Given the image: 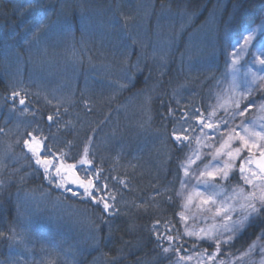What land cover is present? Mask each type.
Listing matches in <instances>:
<instances>
[{
  "label": "trees",
  "instance_id": "obj_1",
  "mask_svg": "<svg viewBox=\"0 0 264 264\" xmlns=\"http://www.w3.org/2000/svg\"><path fill=\"white\" fill-rule=\"evenodd\" d=\"M90 15L103 30L100 45L91 38L84 54L93 56L92 69L100 65V77L91 68L85 72L81 55L72 86L46 92L30 60L38 38L58 23L77 50L87 41L81 27L94 25ZM262 18L264 0H0V264H180L181 256L214 252L215 243L183 234L177 192L188 148L176 145L172 131L192 124L196 131L189 135L198 132L191 115L209 109L226 65L225 40L238 39ZM192 46L199 47L193 55ZM53 74L48 87L61 80ZM17 90L25 94L28 115L4 99ZM61 97L62 107H54ZM186 110L187 123L181 119ZM49 115L56 117L51 126ZM37 126L55 150L67 153V163H77L88 145L92 171L103 170L100 184L107 177L116 196L110 201L116 215L55 190L34 171L16 141ZM226 183L230 190L242 186L239 175ZM70 213L84 223L69 224ZM262 234L264 213L254 214L221 244L215 261L237 259L253 242L263 244ZM168 235L178 239L170 244Z\"/></svg>",
  "mask_w": 264,
  "mask_h": 264
},
{
  "label": "snow or ice",
  "instance_id": "obj_2",
  "mask_svg": "<svg viewBox=\"0 0 264 264\" xmlns=\"http://www.w3.org/2000/svg\"><path fill=\"white\" fill-rule=\"evenodd\" d=\"M243 31L248 32V29L244 28ZM254 34V32H250L248 35L243 36L244 46H247L251 42ZM244 46L241 47V52L244 51ZM239 55L240 52H233L231 54L233 66L238 63ZM253 56L254 63L260 66L259 72H253L251 74V80L246 81L243 89L239 90L238 98L235 97V92L239 86L234 80L232 85L233 95L226 102L227 107L224 104H217L212 106V111L207 116L204 113H199L198 116L191 115V118L195 119L196 124L200 126L201 134L195 137L198 148L192 151V154L187 157L186 162L181 163L184 177L188 178L180 180L181 189L189 187L191 178L196 180V184L191 185V192L186 196L183 208L187 210L194 201H198L199 203L196 206L201 211H214L216 216H222L225 221H231V223H226L223 227L226 232L232 233L233 235L246 227L247 222L254 214L264 213V123L258 124L257 121L246 123L245 121H241L240 124L234 127L231 124L237 116H245L248 108L254 106V102H250L249 105L242 107L243 101L257 90L264 91V75L260 74L264 73V45H261ZM12 97L14 103L15 98L20 97L19 104L25 106V98L20 95V92L14 91ZM233 106L234 110L229 111ZM220 108H223L225 115L214 120L213 117L217 116V110ZM21 110L24 112L28 111L27 107ZM196 111L199 112V109ZM259 111L264 112V104L260 105ZM189 117L190 114L186 110L181 116V119L187 123ZM55 119L56 117L53 115L48 116L49 126H51ZM258 119L264 120V116ZM222 126H227L226 136L222 130ZM204 129H208L209 131L205 132ZM0 131H3V129H0ZM190 131H196L195 126L192 124H188L187 127L182 124L178 128H173L172 139L178 147L183 148L186 145L190 147V141L193 139L189 135ZM217 133L220 136L219 147H215L213 152L207 153L212 159L205 163L203 168H199L198 166L196 170H193L192 165L202 159L200 147H214V144H202L201 142H215ZM21 139L24 148L28 153H31L36 165L43 169L44 178L50 184L62 189L64 192L71 193L72 196L81 199H91L94 204L102 205L104 213L108 216L117 214L118 209L116 205L110 202L115 201L116 196L108 191L107 177L103 178L105 180L103 186L100 184V180L102 179L101 172L103 170L97 169L95 172L92 171V160L89 159L88 145H85L81 158L77 163H67V153L63 150H55L49 143V136L45 135L43 129L39 126L33 128L31 131H26L16 142L20 143ZM245 150L248 152L247 156L242 155ZM222 157H226V159L222 160V163H214V161L221 160ZM237 161H239L240 179L243 180L244 185H247L251 191H246L243 186H238V191L234 189L230 197L221 200L219 197H221L223 189L219 188L216 182L227 181ZM78 164L83 167L78 168ZM80 172L84 174L80 175ZM53 176L56 179H53ZM113 179L119 178L113 177ZM119 183L127 187L124 180H119ZM68 185L74 187H68ZM198 185L200 187H197ZM182 194V192H177L178 196ZM169 199L171 200V197ZM229 200L232 203L227 202ZM237 201L239 203H236ZM137 207H140V205H137ZM237 208L241 210L242 214L238 219L233 220L231 213L236 212ZM178 215H180L182 221L187 220V217L183 213H178ZM156 224H159V221ZM156 224L153 225V231H157ZM170 231V228H166V232ZM0 235L3 234L0 233ZM184 235L195 236L198 240H212L216 244L215 251L207 256L209 261L214 260L216 255L220 253L222 243L227 244L233 238L230 235L226 239L220 240L216 238L215 232L205 231L204 229H201L200 233L186 229ZM156 238L157 240L162 239L158 231ZM167 239L171 244L178 237L168 235ZM193 247H196V245L194 244ZM256 248L257 244L253 242L243 255H250ZM163 251L167 253L170 251V248L164 247ZM205 252L207 253V249H205ZM260 253L261 258L259 264H264V246L260 247ZM239 258L242 259V257ZM180 259H191V257L181 256ZM200 264H203V260L200 261ZM250 264H255V261H250Z\"/></svg>",
  "mask_w": 264,
  "mask_h": 264
},
{
  "label": "rangeland",
  "instance_id": "obj_3",
  "mask_svg": "<svg viewBox=\"0 0 264 264\" xmlns=\"http://www.w3.org/2000/svg\"><path fill=\"white\" fill-rule=\"evenodd\" d=\"M136 8H139V5ZM89 17L92 20H94V25L92 24V26L90 27L89 30L91 31L87 30L85 26H83V28L81 27L82 37L84 36V38L87 39V41L82 40L81 43H77L79 44L78 46H76L78 47L77 50L72 51V49L74 48L73 42L75 41H73L72 37H70L69 34H68V39L64 38V36H61L63 34L59 31L58 23L52 25L50 29L44 31L41 34V36L38 38V41L35 45V48L37 49V51L34 56L32 55L30 57V60L33 62L35 66L34 69L32 70L33 72H35L33 74L34 77L36 76V77L41 78L42 80L48 81V78L54 75L53 72L56 71L57 73L60 74V75H56V77L61 78V80H55L51 82L49 87L46 84V81H43V83L45 84L44 88H46V92L56 87H59L60 85L63 88H65L64 85H67L68 87L72 86V79L74 77H77L81 70L80 69V66L82 64L81 55L87 56L85 59L86 64H84L86 68L85 72L89 71L90 68L92 69L91 59H93V56L89 57L88 55H85L84 52L86 48L84 47H85V44L86 46H90L91 38H94V37L100 45V33L102 32L101 30H103V26L100 23V21L99 22L95 21L97 19H95L93 15L92 16L90 15ZM130 24L131 23H129V25ZM131 25H134V22H132ZM130 29H132L131 31H134L135 26H130ZM86 31H89V33L88 32L86 33ZM250 32H254L255 34L253 35L251 42L247 46H244L243 36L248 35ZM261 45H264V18H262L261 22L257 26L251 29H248V32H244L242 30L240 37L238 39H234V40L226 39L225 40V44H224V54L226 58L225 69L220 79L215 84L214 91L211 93L209 109L207 110L206 114H204L205 116H207L208 113L212 111V106H215L217 104H224L225 107L228 106L226 102H228L229 97L233 95L232 85H233L234 80H235V83L239 86L238 90L235 92V97L238 98L239 90L243 89V87L246 84V81L251 80V74L253 72H259L260 66L254 63L253 54L258 51V48ZM242 46H244V51L241 52ZM193 49H199V47L192 46V49H191L192 55H193ZM233 52H240V55L238 57V63L234 66L232 65V56H231ZM104 61H106L105 58H103V63ZM110 70L106 68V71L111 73L112 76L116 75L117 77H120V73H118L117 71L110 72ZM91 72H92L91 73L92 77L94 76L100 77V65L96 66V69H92ZM260 74L264 75V73H260ZM17 92H20V91L17 90ZM66 92H63L61 95L65 96ZM70 93H72V91H70ZM263 94H264V91L257 90L251 96H249L247 99L243 101L242 107L249 105L250 102H254V106H251L248 108V111L245 116L243 117L237 116L235 121L231 122L233 127L235 125L240 124L241 121H245L246 123H251L252 121H257L258 124L264 123V120L258 119L259 117L264 116V112L259 111L260 105L264 104V97L262 96ZM20 95L25 98L24 96L25 94L23 95L20 93ZM4 99L8 101L9 104H11L12 108L19 109L23 115L25 114L28 115L27 114L28 111L24 112L21 110L24 107H27V109H29L28 108L29 104L26 101V98H25V101H26L25 106H21L19 104L20 97L15 98V103L13 101L12 95H7L4 97ZM62 100H64V98L61 97L57 101V106L55 105L54 107H62L63 105ZM1 101H2V98H1ZM232 110H234V106L229 109V111H232ZM224 115H225V112L223 108H220L217 110V116L213 117V119L214 120L218 119L219 117H222ZM48 123H50L49 120H48ZM197 127H198V132L195 133V135L193 134L191 136L193 139L190 141V147L186 145L188 148V153H187V156L184 162L187 161V157L192 154V151L198 148L195 137L200 136L201 133H200V126L198 124H197ZM222 130L225 132V136H226L227 126H222ZM204 131L208 132L209 130L204 129ZM219 141H220V136L217 133L215 142L214 141H202L201 142L202 144L203 143L214 144V147L213 148H207V147H202V146L200 147V152L202 153V159L198 160L196 164L192 165L193 170H196L198 166L199 168H203V165L212 159V157L210 155H207V153L213 152L215 147H219ZM20 142H21V144L19 143L20 148L23 150V154H24L23 158L26 157V159L32 163L34 171L37 172L38 175H41L43 179H45L43 169L40 168L38 165H36L35 160L33 159L31 153H28L26 149L24 148L23 141H20ZM236 143L238 144V142ZM242 155L247 156L248 152L245 150L242 153ZM223 159H226V157H222L221 160L214 161V163H222ZM77 167L80 168L83 166L78 164ZM79 174L83 175L84 173L80 172ZM197 175H198V171H197ZM232 175H239V179H240L239 161L236 162V166L233 169L231 176ZM53 179H56V177L53 176ZM181 179H188L184 177L182 168H181ZM45 181L47 184L52 186L55 190L60 191L61 193L65 195L68 194L72 196L71 193L64 192L62 189L53 186V184H50L46 179ZM227 181H217L216 182L218 183L219 188L223 189V193L221 197H219V199L221 200H224L226 197H230L234 191V190H230L226 188ZM240 181H242V186L246 189V191H251V189L248 188L247 185H244L243 180L240 179ZM195 184H196V180L194 178H191V183L188 188L181 189V184H179L178 192L183 193L182 195L178 196L180 200V213H183L187 217L186 221H182L179 216V221L181 224V228L183 230V234L185 233L186 229L189 231L197 232V233H200V230L204 229L205 231L215 232L216 238L220 240H224L230 235H232L233 238L237 237V235L240 233L241 230L236 232L234 235L232 233L226 232L223 226L226 223H231V221H225L222 216H216L214 214V211L213 212L201 211L196 206L199 203L198 201H194L193 204L187 210L183 208V204L186 200V196L189 194V192H191V185H195ZM68 187H74V186L68 185ZM197 187H200V186L198 185ZM30 197L33 198L34 196H30ZM72 197H75V196H72ZM84 200L92 202L91 199H84ZM227 202L232 203V201L230 200ZM236 203H239V201H237ZM94 205H97V204H94ZM99 206H102V205H99ZM241 214L242 213L239 208H237L236 212L231 213L233 220L238 219ZM66 219L69 220L68 222L69 224H71L70 222H72L73 224H77L79 226L84 223V221H82L80 218H76L75 216H73L72 213H70V215L67 216ZM78 226L75 225V227H78ZM82 231L83 233L86 232L84 230V227H82ZM201 235H203V233H201ZM184 236L188 240H191V241L193 240L195 242L205 241L208 243H214L212 240H198L195 236H187V235H184ZM261 246H264V243L263 244L262 242L257 243V248L253 253H251L248 256L242 255L240 256L242 257V259L238 257L237 259L232 260L227 264H250V261H255V264H259V260L261 258V253H260ZM189 257H191V259H183L181 260L180 264H200L201 260H203V264H222V263L215 261L216 259L209 261L207 259V256H200V257L189 256Z\"/></svg>",
  "mask_w": 264,
  "mask_h": 264
}]
</instances>
